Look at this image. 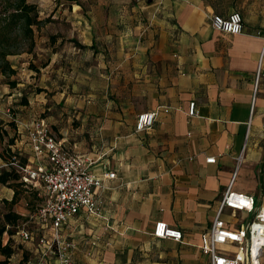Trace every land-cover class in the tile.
<instances>
[{"label": "crops", "instance_id": "crops-1", "mask_svg": "<svg viewBox=\"0 0 264 264\" xmlns=\"http://www.w3.org/2000/svg\"><path fill=\"white\" fill-rule=\"evenodd\" d=\"M114 2L126 10L125 18L119 7L105 14L101 6L62 7L53 12L60 22L51 37L42 29L36 41L42 50V44L54 38L71 40L75 26L91 36L79 41L87 52L72 53L71 47L67 52L65 42L62 54L50 53L48 71L54 82L62 78L64 82L54 96L49 123L42 120L68 151L96 161L89 169L92 173L101 178L116 173V179L104 178L103 186L94 190L97 214L81 212L64 227V237L76 244L72 260L74 264H210L202 252L203 235L233 174L237 173L235 192L264 199V0ZM235 12L243 17L242 34L213 28L215 15ZM63 21L70 22V28L63 30ZM99 26L105 31L103 44L112 47L109 54L89 52L101 44L94 35ZM25 55L8 58L18 77ZM18 83L17 88H25L30 82L21 77ZM1 92H9V86L0 90V99ZM94 92L112 94V102L106 104L111 112L104 110L96 119L85 103L91 97L86 94ZM191 103L196 104L194 117L189 116ZM29 104L16 107L17 128L4 114L5 104L0 105L8 147L25 158L31 152L21 138L22 125L37 121ZM159 108L154 127L136 132L138 115ZM73 109L80 110L76 130L70 124L75 115L67 116ZM213 157L215 163H207ZM6 189L4 198L11 201L14 190ZM223 220L235 228L250 216L238 214L235 219L227 210ZM158 222L180 229L184 239L156 238Z\"/></svg>", "mask_w": 264, "mask_h": 264}, {"label": "built area", "instance_id": "built-area-1", "mask_svg": "<svg viewBox=\"0 0 264 264\" xmlns=\"http://www.w3.org/2000/svg\"><path fill=\"white\" fill-rule=\"evenodd\" d=\"M212 26L222 33L240 35L243 33V17L238 12L227 17L215 15ZM261 72L260 65L257 83ZM161 111L159 108L139 114L136 132L150 131ZM164 111L169 112L168 109ZM4 114L18 123L11 109ZM196 115V104L191 103L189 116ZM20 135L26 139L31 156L25 158L22 154H17L7 166L14 167L20 174L21 181L43 197V203L31 218L40 227L50 228L52 231L51 238H43L41 242L51 253L57 255L54 264H74L72 256L76 244L62 235V229L81 212L88 216L97 214L98 200L94 190L103 186L104 178L116 179V173L108 172L103 178L92 173L89 169L96 161L68 151L65 143L54 136L44 120L22 125ZM215 161L214 157L207 159L209 164ZM236 177L235 172L209 231L203 235L202 252L209 257L210 264H263L264 199L260 201L253 195L235 192L233 184ZM227 210L231 211L235 219L238 214H246L250 216V220L237 222V226L231 228L223 220ZM17 233L23 242L35 241L33 232L25 225L18 227ZM153 234L158 239H173L177 242L184 239L180 229L172 228L164 222L156 223Z\"/></svg>", "mask_w": 264, "mask_h": 264}, {"label": "rangeland", "instance_id": "rangeland-1", "mask_svg": "<svg viewBox=\"0 0 264 264\" xmlns=\"http://www.w3.org/2000/svg\"><path fill=\"white\" fill-rule=\"evenodd\" d=\"M133 3H136L133 0ZM147 4L153 3L154 0H144ZM30 3L36 4L41 12L43 14L40 15L42 24L40 25L39 29H36V41H39L40 38V31L43 29L44 35L49 39L50 32L53 30L52 28L54 25H57L58 22L53 17V12L57 11L59 9L63 8H72L75 6H82L84 10L95 8V7H104L102 10V13H106L107 9L112 8V10H115L117 12V7L121 6L118 3L114 2V0H29ZM121 9V7H119ZM109 11V10H108ZM125 9H121V12L119 15L121 18H125L127 14L124 12ZM90 15V14H89ZM84 17H87L88 14H84ZM91 16V15H90ZM105 16V15H104ZM110 20L112 19V14L109 15ZM118 17L114 15L113 20L116 21ZM89 20V19H88ZM45 21V22H44ZM90 21V20H89ZM109 21V20H108ZM70 22H62V29L65 30V28H70L68 25ZM74 28V26H71ZM76 30H73L74 37L71 40H66V37L61 36L57 37L55 40H50L49 42L52 43L51 49L49 48V42L47 41L45 44L43 43L41 48L42 50L38 49L37 44L33 51V53H22L27 54L25 55L26 64L23 67L22 71L18 70V73L21 75L18 77V75L14 76H4L2 74V77H0V90L5 89L9 86V92H1L2 98L0 99V105L5 104V109L8 108L11 109V112L13 115L15 113H19L17 110V106L20 104H23L24 99L27 100L28 105L30 106L29 102L32 103V109L34 108L37 112V121L45 119L47 123H49V117L54 114V107H55V94H59L61 87L63 86L64 78L57 79V82H54V78L52 76V73L48 71V65L50 62V53H57L62 54L64 52V49L66 47L65 42L67 43L66 51L69 52L70 47L73 48L72 53L77 52L78 50H81L80 52H87L88 47L84 46L83 44L79 43L80 40L85 38H91V36L88 33H84V28L81 30L79 26H75ZM97 32V33H96ZM94 32L95 38L98 37V41H100L101 44L94 46V52L89 51L91 53H99V54H109L112 52V47L106 44H103L102 39L105 36V31L103 30V27L99 26L98 30ZM59 39L61 44L59 43ZM56 44V45H55ZM71 45V46H70ZM45 46V47H44ZM56 46V47H55ZM33 74V77L31 79L29 78L30 74ZM4 76V77H3ZM13 77V79L11 78ZM24 78V80L29 81L30 83L26 84L28 85L25 88H17L18 80ZM77 91H80L81 89L84 90L82 87H77ZM20 93V96L18 95ZM13 94H15V97L10 98ZM91 95L90 98L85 99L86 105L89 106L90 112L93 114L91 117L101 118L102 113L104 110L106 112H111V109L106 106L110 105L112 102V94L111 92L101 95L99 93H87L86 94ZM86 96V97H87ZM96 96V97H95ZM105 96V98H103ZM17 100V101H16ZM92 101V102H91ZM90 102V103H89ZM59 108V105H57ZM5 110V111H6ZM62 110V109H58ZM71 115L67 116H73L72 122L70 123L72 128L74 130L78 129L81 125V121L76 119V116H78V113L80 110H71ZM66 116V114H65ZM90 116V115H89ZM110 116V115H109ZM15 117V116H14ZM128 115H126V118ZM80 117V119H82ZM12 125H14L15 128H17L18 123L11 121ZM2 124V123H1ZM50 128V127H49ZM2 129V128H1ZM9 140L4 138L2 141H0V173L4 169H8V166H3L4 163H8L11 159V149L8 147ZM14 154V153H13ZM7 186H4L0 184V216L2 213L8 211L9 209H12L13 211L21 214L23 216V219L19 221V227H22L23 225L26 226V228L33 232L35 241L32 243L23 242L21 237L18 235V226L13 228L15 234L13 235L11 241L12 245L16 250V253L10 260V264H54L56 261L57 255L51 253L49 251L47 246H44V243H42V239H50L51 238V230L50 228H42L40 225L35 221V219H32L31 216H33L36 212V210L40 207V205L43 203V197L39 195V192L28 189L26 187H20L18 188V200L15 205L8 206L4 203L6 200L4 197H7L8 190L6 189ZM66 227V226H64ZM63 227V231L61 232L62 235H65V228ZM68 240H71L69 237H65ZM10 237L8 235L4 236V243H8Z\"/></svg>", "mask_w": 264, "mask_h": 264}, {"label": "trees", "instance_id": "trees-1", "mask_svg": "<svg viewBox=\"0 0 264 264\" xmlns=\"http://www.w3.org/2000/svg\"><path fill=\"white\" fill-rule=\"evenodd\" d=\"M40 15L39 7L30 3L29 0H0V72L4 76L17 74V70L12 68L11 62L8 60L9 57L22 53H33L36 47L35 28L39 29L43 22ZM23 105H28L26 99H24ZM1 128L0 121V141L7 136V131ZM14 156L17 154L11 155L8 165L11 164ZM0 184L14 190L13 199L4 201L8 206L16 204L19 196L18 188L31 189L21 181L20 174L12 166L0 173ZM22 219L23 216L12 209L0 216V264H10L11 258L16 253L11 239L15 234L13 228L19 227V221ZM5 235L10 237L6 244L4 243Z\"/></svg>", "mask_w": 264, "mask_h": 264}]
</instances>
